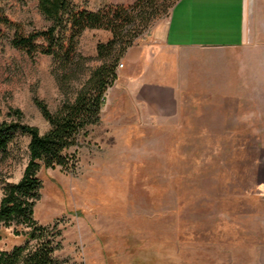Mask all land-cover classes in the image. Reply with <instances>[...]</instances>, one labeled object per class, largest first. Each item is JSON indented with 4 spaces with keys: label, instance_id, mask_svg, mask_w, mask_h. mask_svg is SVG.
Listing matches in <instances>:
<instances>
[{
    "label": "rangeland",
    "instance_id": "rangeland-1",
    "mask_svg": "<svg viewBox=\"0 0 264 264\" xmlns=\"http://www.w3.org/2000/svg\"><path fill=\"white\" fill-rule=\"evenodd\" d=\"M70 1L95 11L136 0ZM177 1L166 0L147 28L126 27L122 37L146 40ZM0 15L12 23H0V124L45 135L38 103L56 113L103 62L123 56L118 44L110 60L99 59L97 45L112 35L85 30L75 62L58 68L51 56L30 58L11 46L16 33L51 26L37 1L0 0ZM202 60L218 64L213 75ZM117 69L99 122L66 151L71 168L37 173L32 218L53 257L59 264H264V0H247L244 46L185 53L174 97L158 98L157 111L119 88ZM28 143L17 134L0 156V204L5 185L22 179ZM29 230L2 225L0 253L23 246Z\"/></svg>",
    "mask_w": 264,
    "mask_h": 264
},
{
    "label": "trees",
    "instance_id": "trees-1",
    "mask_svg": "<svg viewBox=\"0 0 264 264\" xmlns=\"http://www.w3.org/2000/svg\"><path fill=\"white\" fill-rule=\"evenodd\" d=\"M40 13L51 26L28 35L16 33L11 46L24 51L30 58L35 55L51 56L58 68H69L77 59L78 39L85 30H105L112 38L106 44H98L96 54L99 59L110 60L120 46V54L133 46V38L122 37L123 30L137 27V33L147 28L157 16L166 0H136L130 6L109 5L95 11L79 9L70 0H35ZM0 23H12L0 15ZM41 41V44L38 42ZM117 62V63H116ZM119 61L103 62L96 68L83 89L73 101L63 103L58 111L50 113L38 103L49 130L40 136L36 129L25 124H0V156L8 155L9 145L17 134L28 136V165L22 179L16 184H6L0 204V227L25 225L26 242L14 247L11 252L0 253V264H59L53 257L52 242L46 240L44 230L36 227L32 215L33 206L39 199L42 187L37 173L41 168L70 169L66 151L78 145L87 129L99 122L107 89L115 79V69ZM117 64V65H116ZM17 234V232H16ZM35 240V245L29 244Z\"/></svg>",
    "mask_w": 264,
    "mask_h": 264
},
{
    "label": "crops",
    "instance_id": "crops-1",
    "mask_svg": "<svg viewBox=\"0 0 264 264\" xmlns=\"http://www.w3.org/2000/svg\"><path fill=\"white\" fill-rule=\"evenodd\" d=\"M246 3L247 0H178L166 23L156 25L146 40L125 51L119 61L122 67L117 69L119 88H128L137 104L157 111L158 98L174 97L187 51L245 45ZM201 62V67L213 75L218 64Z\"/></svg>",
    "mask_w": 264,
    "mask_h": 264
},
{
    "label": "built area",
    "instance_id": "built-area-1",
    "mask_svg": "<svg viewBox=\"0 0 264 264\" xmlns=\"http://www.w3.org/2000/svg\"><path fill=\"white\" fill-rule=\"evenodd\" d=\"M122 67V64L121 63H119V65H118V67L117 68H121Z\"/></svg>",
    "mask_w": 264,
    "mask_h": 264
}]
</instances>
